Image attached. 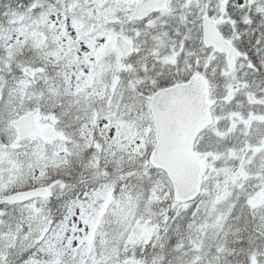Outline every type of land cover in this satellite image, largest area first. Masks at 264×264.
<instances>
[{"label":"snow or ice","instance_id":"snow-or-ice-1","mask_svg":"<svg viewBox=\"0 0 264 264\" xmlns=\"http://www.w3.org/2000/svg\"><path fill=\"white\" fill-rule=\"evenodd\" d=\"M0 264H264V0H0Z\"/></svg>","mask_w":264,"mask_h":264}]
</instances>
